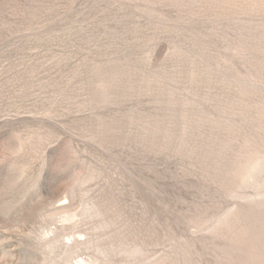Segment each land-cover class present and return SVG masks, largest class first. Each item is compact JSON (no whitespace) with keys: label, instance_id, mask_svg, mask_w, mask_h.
<instances>
[{"label":"rangeland","instance_id":"1","mask_svg":"<svg viewBox=\"0 0 264 264\" xmlns=\"http://www.w3.org/2000/svg\"><path fill=\"white\" fill-rule=\"evenodd\" d=\"M0 264H264V0H0Z\"/></svg>","mask_w":264,"mask_h":264}]
</instances>
